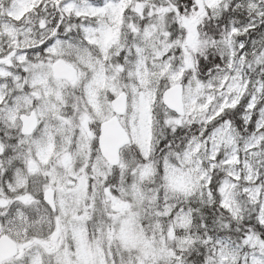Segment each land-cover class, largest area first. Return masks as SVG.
<instances>
[{"label": "clouds", "instance_id": "clouds-1", "mask_svg": "<svg viewBox=\"0 0 264 264\" xmlns=\"http://www.w3.org/2000/svg\"><path fill=\"white\" fill-rule=\"evenodd\" d=\"M0 80V264H264V0H0Z\"/></svg>", "mask_w": 264, "mask_h": 264}, {"label": "snow or ice", "instance_id": "snow-or-ice-1", "mask_svg": "<svg viewBox=\"0 0 264 264\" xmlns=\"http://www.w3.org/2000/svg\"><path fill=\"white\" fill-rule=\"evenodd\" d=\"M19 17H17L18 19ZM3 81L0 80V83ZM20 143V139L5 137L3 132H0V167L7 169L5 172V178L7 179L8 183L3 184L0 183V188H3V194L0 195V208L3 209V206L7 203L4 197H12L15 191V184H16V174L17 170L22 168L23 165L19 163V161L12 159L18 153L14 150ZM7 144V147L5 145ZM11 160L12 164L9 167L7 161ZM12 211H15V207L12 208ZM4 218L0 217V221Z\"/></svg>", "mask_w": 264, "mask_h": 264}, {"label": "rangeland", "instance_id": "rangeland-1", "mask_svg": "<svg viewBox=\"0 0 264 264\" xmlns=\"http://www.w3.org/2000/svg\"><path fill=\"white\" fill-rule=\"evenodd\" d=\"M97 218H98V220H100V219H101V217H100V214H99V213H97Z\"/></svg>", "mask_w": 264, "mask_h": 264}]
</instances>
